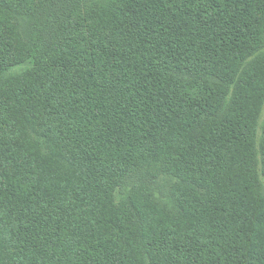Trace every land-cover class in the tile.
Returning a JSON list of instances; mask_svg holds the SVG:
<instances>
[{
  "label": "trees",
  "instance_id": "16d2710c",
  "mask_svg": "<svg viewBox=\"0 0 264 264\" xmlns=\"http://www.w3.org/2000/svg\"><path fill=\"white\" fill-rule=\"evenodd\" d=\"M264 0H0V264H264Z\"/></svg>",
  "mask_w": 264,
  "mask_h": 264
},
{
  "label": "rangeland",
  "instance_id": "374dc122",
  "mask_svg": "<svg viewBox=\"0 0 264 264\" xmlns=\"http://www.w3.org/2000/svg\"><path fill=\"white\" fill-rule=\"evenodd\" d=\"M263 113H264V111H263ZM262 117L264 118L263 114H262Z\"/></svg>",
  "mask_w": 264,
  "mask_h": 264
}]
</instances>
